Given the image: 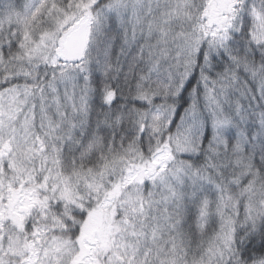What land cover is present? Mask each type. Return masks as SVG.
<instances>
[{
	"label": "snow or ice",
	"instance_id": "6c2138e0",
	"mask_svg": "<svg viewBox=\"0 0 264 264\" xmlns=\"http://www.w3.org/2000/svg\"><path fill=\"white\" fill-rule=\"evenodd\" d=\"M0 264H264V0H0Z\"/></svg>",
	"mask_w": 264,
	"mask_h": 264
}]
</instances>
